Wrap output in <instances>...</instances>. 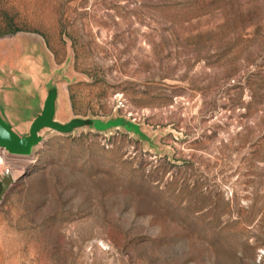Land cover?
I'll return each mask as SVG.
<instances>
[{"label": "rangeland", "instance_id": "374dc122", "mask_svg": "<svg viewBox=\"0 0 264 264\" xmlns=\"http://www.w3.org/2000/svg\"><path fill=\"white\" fill-rule=\"evenodd\" d=\"M0 264H264V0H0Z\"/></svg>", "mask_w": 264, "mask_h": 264}, {"label": "water", "instance_id": "95a60500", "mask_svg": "<svg viewBox=\"0 0 264 264\" xmlns=\"http://www.w3.org/2000/svg\"><path fill=\"white\" fill-rule=\"evenodd\" d=\"M3 95L4 86L0 83V150L12 156H31L35 147L44 140L46 131L70 134L85 127L103 129L110 125V122L94 117L73 116L66 121L57 119L59 88L57 81L50 79L45 83L42 99L27 108L29 116L21 122H27L28 127L26 131H21L17 127L20 122L7 113V101L2 99ZM13 181L14 176L6 170L0 178V202Z\"/></svg>", "mask_w": 264, "mask_h": 264}, {"label": "bare ground", "instance_id": "6f19581e", "mask_svg": "<svg viewBox=\"0 0 264 264\" xmlns=\"http://www.w3.org/2000/svg\"><path fill=\"white\" fill-rule=\"evenodd\" d=\"M2 152H4V151H2ZM5 157V155H4V153H2L1 155H0V161H2V159ZM10 173H11V171H10ZM13 175V174H12Z\"/></svg>", "mask_w": 264, "mask_h": 264}]
</instances>
